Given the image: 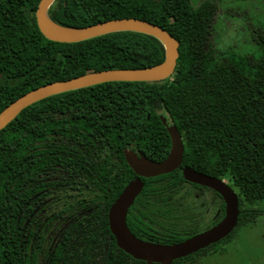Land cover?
<instances>
[{
    "label": "trees",
    "instance_id": "trees-1",
    "mask_svg": "<svg viewBox=\"0 0 264 264\" xmlns=\"http://www.w3.org/2000/svg\"><path fill=\"white\" fill-rule=\"evenodd\" d=\"M39 2L0 0V112L52 81L165 59L163 43L138 31L48 39L36 21ZM219 6L220 0H54L47 12L60 25L137 17L172 33L180 54L164 80L59 92L0 129V264H145L117 246L108 210L134 175L125 148L153 160L169 153L161 115L181 133L182 166L226 179L238 193L237 225L255 222L254 205L264 199V37L257 57L215 50ZM170 174L157 176L167 178L163 184L146 180L143 191L183 177L181 167Z\"/></svg>",
    "mask_w": 264,
    "mask_h": 264
},
{
    "label": "water",
    "instance_id": "water-1",
    "mask_svg": "<svg viewBox=\"0 0 264 264\" xmlns=\"http://www.w3.org/2000/svg\"><path fill=\"white\" fill-rule=\"evenodd\" d=\"M54 0H40L35 12L36 21L42 34L59 42H77L119 30H132L157 37L164 45L165 59L156 65L140 68H109L90 71L64 80H57L38 86L8 104L0 112V129L10 123L25 107L47 96L81 87L92 86L109 81H160L171 76L179 57V40L164 27L137 17H122L100 21L86 26H63L54 22L48 15V8ZM48 19L56 27L45 23ZM1 77V75H0ZM171 138V147L162 160H153L131 149H124V156L135 173L108 210V224L119 248L146 264H172L173 260L227 237L238 223L240 208L237 191L226 179H220L195 170L182 167V174L188 181L209 186L221 193L225 201V215L213 227L187 238L181 242L165 245L144 241L136 237L128 227L127 214L135 198L142 191L141 177H155L179 168L183 162L184 142L181 133L167 118L160 116Z\"/></svg>",
    "mask_w": 264,
    "mask_h": 264
},
{
    "label": "flooded vegetation",
    "instance_id": "flooded-vegetation-1",
    "mask_svg": "<svg viewBox=\"0 0 264 264\" xmlns=\"http://www.w3.org/2000/svg\"><path fill=\"white\" fill-rule=\"evenodd\" d=\"M133 151L142 154L138 150ZM180 167L182 173L183 166ZM141 178L144 185L146 180L152 184H163L167 180L157 176ZM143 189L129 208L127 224L136 237L147 242L165 245L181 242L213 227L225 215V201L220 192L188 181L184 176L177 181L171 180L166 186ZM222 245L221 239L174 259L172 264H199L204 256L220 251Z\"/></svg>",
    "mask_w": 264,
    "mask_h": 264
},
{
    "label": "rangeland",
    "instance_id": "rangeland-1",
    "mask_svg": "<svg viewBox=\"0 0 264 264\" xmlns=\"http://www.w3.org/2000/svg\"><path fill=\"white\" fill-rule=\"evenodd\" d=\"M212 33L215 50L259 56V42L264 37V0H220ZM254 207L260 209L255 222L237 225L220 251L204 256L199 264H264V199Z\"/></svg>",
    "mask_w": 264,
    "mask_h": 264
},
{
    "label": "bare ground",
    "instance_id": "bare-ground-1",
    "mask_svg": "<svg viewBox=\"0 0 264 264\" xmlns=\"http://www.w3.org/2000/svg\"><path fill=\"white\" fill-rule=\"evenodd\" d=\"M45 23L50 26V27H56L51 21H49L48 19L45 20Z\"/></svg>",
    "mask_w": 264,
    "mask_h": 264
}]
</instances>
